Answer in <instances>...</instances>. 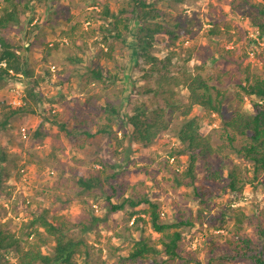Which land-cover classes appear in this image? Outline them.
Masks as SVG:
<instances>
[{
  "label": "rangeland",
  "instance_id": "obj_1",
  "mask_svg": "<svg viewBox=\"0 0 264 264\" xmlns=\"http://www.w3.org/2000/svg\"><path fill=\"white\" fill-rule=\"evenodd\" d=\"M25 1L14 0L19 15L17 22L8 28L6 36L23 53L26 43L33 41L34 45L26 51L28 63L35 70L36 77L43 80L38 86L34 85V79L22 75L7 76L2 80L0 145L11 155L8 164L10 177L4 180L12 194L9 198H0V228L23 234L22 223L30 217L31 211L40 206L49 207L52 212L66 215L72 220L74 224L70 233L87 242L85 253L75 258L79 264H119L118 255H128L133 246L131 238L139 236L135 230H125V226L133 224L135 220L130 218L132 208L111 212L105 198L94 200L91 194H77L80 186L76 175L80 167H99L93 163L95 155L86 152L90 147L94 150L97 145L94 142L88 144L90 142L85 141L84 135L78 132L79 122L75 120V115H81L89 123L93 122L96 129L103 123H111L112 139L105 143V156L123 166L122 172L126 171L121 175L124 192L117 194L113 203H118L125 194H148L151 200L161 204L166 212L163 218L171 220L180 215L185 218L190 217L191 213L194 215L193 209L198 206L196 200L189 199L191 187H173L175 174L169 170L170 165L175 167V156H170V149L181 146L171 131L177 127L180 117L170 116V129L162 133L160 141L149 148L135 145L130 156L136 155V158L128 159L117 142V139L123 138V129L114 120L107 121L106 112L91 110L85 103L90 96L96 95L102 105H118L127 101L128 95H131L132 104L144 102L150 107L154 106L156 97L143 90L154 87L155 78L148 80L138 70L119 69L125 65L131 66V61L136 57L134 32L139 21L136 19L135 23L132 22L130 31L124 35V41L118 40L114 53L118 62L116 64L107 56L98 55L101 48L105 49L103 38L107 35L100 32L99 28L101 24L108 23L101 19L100 11L107 2L111 11L117 12L122 0H97L100 5L96 6L87 4L86 0H34L30 8L24 11ZM146 1L154 3L163 12V18L170 22L171 28L179 33V38L171 44L166 43V37L159 35L153 48L155 55L164 58L170 53L175 67L179 64L189 68L201 65L204 67L203 73L219 77L216 82L224 92L223 115H208L199 107H194L191 115L203 121L205 133L217 128L216 139L221 143L219 133L223 130L225 119L237 109L247 111L251 108L253 98L245 96L241 103L239 96L242 97V91L236 83L242 81L245 84L248 75L264 74V37L260 39L259 31L251 26V18L259 13V6L264 5V0H185L183 3ZM7 5V0H0V8ZM164 21L161 20L162 23ZM79 22L81 29H94L85 36L81 35V29L78 30L74 35L77 42L73 45L74 41L69 43L61 34ZM214 27L218 32L212 35L209 30ZM251 39L259 43H251ZM108 41L116 39L109 37ZM55 42H60L61 49L45 59L46 45L52 46ZM71 56L76 58L72 61L68 58ZM98 65L105 67L107 74L118 73L119 79L123 80L110 79L107 74H104L102 80H95L91 76V69ZM32 89L35 90L36 98L30 96L29 91ZM178 90L176 97L187 101V90ZM8 106L20 107L21 111L11 117L3 128V112L9 109ZM126 109H129L128 103ZM42 112L49 115L56 113L58 123H65L68 133H71L67 134L66 130L60 129L59 124L49 122H45L40 129L38 124L43 120ZM23 127L28 130L27 138L21 134ZM36 131H43V136L34 137ZM60 142L64 144V150L58 153V159L50 157L53 145ZM124 142L126 145L127 141ZM167 158L168 166L161 163ZM180 158L181 163L175 164L177 172L183 171L187 163L185 155ZM222 158L224 164L234 161L247 169L249 167L248 163L233 153L225 154ZM137 164L143 167L142 171ZM198 166L200 178L203 174L202 163ZM144 171L149 172L147 178ZM85 175L88 177L87 173ZM248 175L253 177L252 172ZM219 191L222 196L214 197L210 202L211 213L215 215L214 222L209 224L197 220L193 227L182 228L184 234L179 245L180 256L169 264H254L253 259L239 256L233 258L230 253V242L236 232L234 211L231 208L240 206L249 213L250 218L244 222L240 233L258 239L264 228V173L260 172L256 179L246 182L237 195H232L228 188ZM83 199H86L87 205H83ZM255 205H259V209ZM92 217L101 220L91 225ZM1 223L5 226H1ZM85 223L92 227L91 231L83 228L82 224ZM144 232V236L151 237V243L158 244L160 233L154 231L150 224L146 225ZM26 233L24 231V237ZM213 245L229 252L227 257H219L216 251L213 252ZM158 246L161 247L160 244ZM12 252H4L0 264H16V252Z\"/></svg>",
  "mask_w": 264,
  "mask_h": 264
},
{
  "label": "trees",
  "instance_id": "obj_2",
  "mask_svg": "<svg viewBox=\"0 0 264 264\" xmlns=\"http://www.w3.org/2000/svg\"><path fill=\"white\" fill-rule=\"evenodd\" d=\"M168 1L185 2V0ZM7 2L9 5L0 8V88L2 80L13 75L34 79V85L38 86L43 78L36 77L35 70L29 65L26 55V51L34 45L33 41L26 43L23 53L16 49V45L6 36L8 28L17 22L19 15L17 3L14 0H7ZM33 2L34 0H26L24 11L29 9ZM120 2L117 12L111 11L107 2L102 6L100 17L108 23L101 24L99 28L100 32L107 35L103 38V42L106 44L105 49L101 48L98 55L107 56L108 59L118 64L114 55L117 42L125 40V33L130 31L132 22L135 23L137 19L139 23L134 32L136 57L133 59L134 61H131V66H119V69L138 70L144 79L155 78L156 85L143 90L144 93L153 94L156 97L154 106L150 107L144 102L132 104L131 95H128L127 101L118 103V105L114 103L102 105L99 103L100 98L92 95L86 100L85 105L91 110L106 112L107 121L114 120L123 129V138L117 139V142L118 146L122 147V151L126 152L128 159L136 158V155L130 156L135 145L149 148L160 141L162 133L170 129V116H179L177 127L171 131L174 132L177 144H181V146L170 149V156H175V167L170 165L171 169L169 170L175 174L173 187H191L192 193L189 199L196 200L198 206L193 209L195 210L194 215L191 213V216L186 218L180 215L171 220L163 218L166 212L163 211L161 204L151 200L148 194H125L122 200L113 203V198L124 192L121 175H124L126 171L122 172L123 166L110 161L105 156V143L110 138L112 139L111 123H103L96 129L93 122L89 123V120L81 115H75V120L79 122L78 132L82 136L84 135L85 141L90 142L88 144L94 142L97 145L94 150L91 147L88 150L83 149L95 155L92 160L99 168L80 167L76 175L80 186L77 194L79 196L91 194L94 200L105 198L111 212L132 208L130 218L135 220L133 224L126 225L125 230L127 232L135 230L139 232V236L131 238L133 246L128 255H118L119 264H169L180 256L179 245L184 234L182 228L193 227L197 220L209 224L214 222L215 215L211 213L210 202L214 197L222 196L220 189L228 188L232 195H237L243 190L246 182L252 181V178L256 179L258 173H264V74L248 75L245 78V84L242 81L236 83V86L242 91V97L239 96L241 103L245 96L253 98L251 99V108L247 111L237 109L227 117L228 119H225L223 130L219 133L222 142L218 143L217 128L205 133L203 121L197 116H192L191 113L194 107H199L208 115H223L224 92L216 82L219 77L215 74L203 73L204 67L201 65L189 68L179 64L175 67L170 53L164 58L155 55L153 48L159 35L166 37V43L171 44L170 42L179 38V33L171 28L170 22L163 18V12L154 3H148L146 0H122ZM86 3L93 4V6L100 5L97 0H86ZM259 8V13L254 14L251 18V26L259 31L258 36L262 39L264 37V5H260ZM163 19L165 21L162 23ZM81 28L80 22L74 23L69 29L63 30L61 35L67 38L69 43L74 41L73 45H75L77 38L74 35ZM93 29L91 28L90 31ZM90 31L81 29V35L90 34ZM209 32L213 35L218 32V29L214 27ZM109 37L116 41L109 42ZM250 41L255 44L259 43L256 39ZM60 49V42H55L52 46L46 45L44 58L47 59L53 52ZM68 58L73 61L76 57ZM91 74L95 80H102L107 72L105 67L98 65L91 69ZM107 75L110 79L123 80L119 79V74L116 72H110ZM179 88L187 90V101L176 97ZM29 93L32 98L36 96L34 89ZM254 98H257L258 101ZM126 103H128L129 109H126ZM8 107L9 109L3 112V128L6 127L11 117L21 111L20 107ZM42 116L43 120L38 124L40 129L45 122H49L59 124L61 130H66L67 134L71 133L70 131L68 133L65 123H58L56 113L49 115L42 112ZM36 136H43V131H36L34 137ZM124 140L127 141L126 145ZM64 148L65 146L61 142L57 145L54 144L50 157L58 159V153ZM228 153H233L241 161L248 163L251 169L234 161L224 164V159H220V157ZM184 155L187 157L185 168L183 171L177 172L178 167L175 164H180V157ZM10 161V153L3 145H0V198H9L12 194V190L4 180L10 177L8 165ZM161 163L168 166L169 159H164ZM199 163H202L203 167V174L200 178L198 177ZM137 166L139 170H143L139 164ZM244 170L252 172L253 177L251 178L249 173ZM63 173L64 171L60 176ZM86 173L88 177H86ZM144 175L147 178L149 172L144 171ZM126 176L128 175L126 174ZM221 182H225V185H220ZM82 203L83 205L88 204L86 199H83ZM140 206L145 207L140 208ZM255 206L259 209V205ZM231 209L234 211V220L236 221V232L230 242L232 257H245L248 260L253 259L254 264H264V228H262L258 239H253L247 234L242 236L241 228L250 215L240 206ZM188 210L190 212L191 209ZM258 212L261 213L259 210ZM99 220L101 219L98 217H92L90 223L93 225ZM73 224V221L66 215L52 212L49 207H37L22 223V233L27 232L26 237L20 232L0 228V257L4 252L15 251L16 264H79L75 258L77 255L81 256L85 253L84 247L88 244L70 233ZM147 224H150L154 231L160 233L158 244L161 247L156 243H151V237L144 236ZM1 226H5L4 223H1ZM82 226L88 231L92 230V227L86 223ZM235 237L238 238L235 239ZM212 248L219 257L224 258L229 254L216 245H213ZM222 254L224 255L222 256Z\"/></svg>",
  "mask_w": 264,
  "mask_h": 264
},
{
  "label": "built area",
  "instance_id": "obj_3",
  "mask_svg": "<svg viewBox=\"0 0 264 264\" xmlns=\"http://www.w3.org/2000/svg\"><path fill=\"white\" fill-rule=\"evenodd\" d=\"M21 134H22V136L24 138H27V136H28V130H27V128H25V127L21 128Z\"/></svg>",
  "mask_w": 264,
  "mask_h": 264
}]
</instances>
